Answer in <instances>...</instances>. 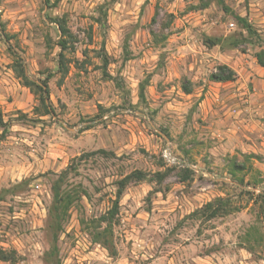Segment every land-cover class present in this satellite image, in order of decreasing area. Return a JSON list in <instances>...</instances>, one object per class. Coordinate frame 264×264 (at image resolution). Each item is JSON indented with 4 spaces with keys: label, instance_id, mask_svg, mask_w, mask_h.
<instances>
[{
    "label": "rangeland",
    "instance_id": "rangeland-1",
    "mask_svg": "<svg viewBox=\"0 0 264 264\" xmlns=\"http://www.w3.org/2000/svg\"><path fill=\"white\" fill-rule=\"evenodd\" d=\"M55 1L0 0V247L20 256L0 264H264V213L242 191L256 180L264 190V87L250 81L264 51V0H223L227 10L219 0ZM61 18L72 37L58 84ZM205 38L221 42L207 47ZM16 59L33 80L49 76L53 117L16 77ZM220 64L233 81L210 80ZM101 148L110 153L73 163L66 188L85 195L54 251L51 184L74 157ZM173 164L191 171L153 179ZM134 170L147 177L124 187L108 249L92 240L88 220L110 208ZM218 196L229 213L188 217Z\"/></svg>",
    "mask_w": 264,
    "mask_h": 264
},
{
    "label": "trees",
    "instance_id": "trees-1",
    "mask_svg": "<svg viewBox=\"0 0 264 264\" xmlns=\"http://www.w3.org/2000/svg\"><path fill=\"white\" fill-rule=\"evenodd\" d=\"M56 2L57 0L54 3ZM47 3H49L48 0ZM54 3L51 4V6H54L55 5ZM218 3L222 5L224 9L227 10L223 0H219ZM208 4L209 2L205 1L202 3L201 7L206 8ZM235 19L237 23L247 32L248 35L257 33L255 28L248 22V20L245 17L237 15L235 16ZM56 21H58V29L60 31V39L58 40L57 43L60 48V51L58 53L59 60H58V70H57V72L60 74V78L58 80V84H60L68 73L69 61H67V58L65 57L64 50L66 49V45H67V37L68 38L72 37V35L68 27L66 26V22L64 18L57 19ZM3 37L6 42L10 40V37L5 33H3ZM220 42H221L220 38L204 39V45L207 47H213L215 45H219ZM233 45L236 46L237 44H233ZM256 59L258 64L264 67L263 50H260L259 52L256 53ZM13 70L16 74V77L20 79L21 83L25 87H28L30 90L34 91L35 94H38L40 106L42 108V115H49L53 117L55 114H54L53 106L49 100V91L47 84L49 76L47 75L44 79H40L39 81L33 80L27 74L21 59H16V61L13 64ZM236 76L237 74L232 68H230L225 64H220L216 67V69L213 72H211L209 78L210 80L215 82H226V81H233L236 78ZM182 89L183 92L186 94H190L192 92V89L187 84H183ZM140 95L143 96V87L141 88ZM89 127L90 126H85V129H88ZM109 153L110 152L102 148L91 152H83L79 156L74 157L72 162L69 165H67L65 169H63L60 173L56 174V178L53 180L51 184L52 198H51V204L48 208V226L52 233V239L54 243L52 250L57 251L56 243H57L58 235L63 230V225L68 218L70 209L72 208V206L78 204L81 200V197L85 195V190H83L82 188L81 189L66 188V181L69 173L75 171V165H73V163L76 160L81 161L85 157L90 155H95V154L108 155ZM247 157H255V156L247 155ZM161 163L162 166H164V163L163 162ZM233 166L238 171L244 169L242 164L236 162L233 164ZM174 168H179L183 174H189V172L191 171L189 166L173 164L172 168H165L163 172H155L153 174L154 177L153 179L156 180V182L161 183L165 179V177L170 173V171ZM146 177L147 175L144 172L140 170H134L131 173L125 175L117 182V190L115 192V198L112 200V205L110 206V208L102 215L88 220L89 222H91L92 226H88L86 229H88V232L92 236V240L94 242L100 243L108 249L112 246L113 226L115 224V217L118 214L119 200L122 195L123 189L128 183L132 181H141L146 179ZM180 179L184 181L185 179L184 175H182ZM240 183H243V180H240ZM259 183L260 181L257 180L250 183H246V186L253 188V190H251L250 188H245L242 189V191L246 194L251 195L252 197L254 196L256 200H259L262 208V213H264V190ZM256 188L260 189V191L257 193L255 192ZM230 210H231V206L228 198L218 196L213 200L206 202L201 207L195 209L193 212H191L188 215V217L202 218L208 220L227 214L229 213ZM80 222L85 223L86 220L82 218ZM89 227L90 228L92 227V230H89L90 229ZM19 259L20 256L15 249H5L0 247V261L16 263Z\"/></svg>",
    "mask_w": 264,
    "mask_h": 264
},
{
    "label": "crops",
    "instance_id": "crops-1",
    "mask_svg": "<svg viewBox=\"0 0 264 264\" xmlns=\"http://www.w3.org/2000/svg\"><path fill=\"white\" fill-rule=\"evenodd\" d=\"M258 73H259V76L256 79H252L250 81L253 82V84L255 86H258V87L263 86L264 87V67L259 65ZM258 93L259 94L261 93L260 89L258 90ZM92 131H95V130L91 128V129L86 130L85 133H86V135H92V133H93ZM80 138H82V136Z\"/></svg>",
    "mask_w": 264,
    "mask_h": 264
},
{
    "label": "built area",
    "instance_id": "built-area-1",
    "mask_svg": "<svg viewBox=\"0 0 264 264\" xmlns=\"http://www.w3.org/2000/svg\"><path fill=\"white\" fill-rule=\"evenodd\" d=\"M164 157L167 158L168 160H170L171 162H175L174 159L170 156L169 153L166 152V154H164Z\"/></svg>",
    "mask_w": 264,
    "mask_h": 264
},
{
    "label": "water",
    "instance_id": "water-1",
    "mask_svg": "<svg viewBox=\"0 0 264 264\" xmlns=\"http://www.w3.org/2000/svg\"><path fill=\"white\" fill-rule=\"evenodd\" d=\"M260 190L258 189V192H259Z\"/></svg>",
    "mask_w": 264,
    "mask_h": 264
}]
</instances>
